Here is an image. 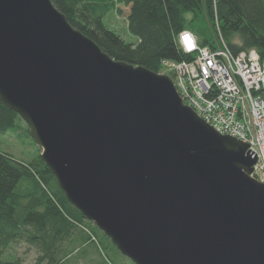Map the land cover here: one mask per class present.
<instances>
[{"label":"water","instance_id":"obj_1","mask_svg":"<svg viewBox=\"0 0 264 264\" xmlns=\"http://www.w3.org/2000/svg\"><path fill=\"white\" fill-rule=\"evenodd\" d=\"M0 100L67 200L134 264H264V183L173 80L112 59L52 0H0Z\"/></svg>","mask_w":264,"mask_h":264},{"label":"trees","instance_id":"obj_2","mask_svg":"<svg viewBox=\"0 0 264 264\" xmlns=\"http://www.w3.org/2000/svg\"><path fill=\"white\" fill-rule=\"evenodd\" d=\"M52 2L74 28L95 41L112 59L159 74L163 73V60L183 62L193 59L178 43L180 33L188 30V15L193 19L204 16L209 22H214V26L217 22L223 39L234 53L256 50L264 61V0ZM122 7L128 8L127 30L135 39L132 43L114 33L104 22L111 11L122 14ZM218 35L215 41L199 39L200 46L215 49L219 44ZM236 38L238 42L234 41ZM7 134H25L35 144L27 123L0 100V136ZM37 148L39 155L30 164L18 162L11 155L0 152V264H24L19 258L12 261L3 259L4 250L20 242L36 249L39 254L36 264H71L89 253L94 256V261L96 253H100L106 262H110L107 264H113L105 250L109 253L112 249L116 254H122L67 200L55 175L43 160L41 149ZM78 229L84 232L82 238ZM75 250L79 251L76 257Z\"/></svg>","mask_w":264,"mask_h":264},{"label":"built area","instance_id":"obj_3","mask_svg":"<svg viewBox=\"0 0 264 264\" xmlns=\"http://www.w3.org/2000/svg\"><path fill=\"white\" fill-rule=\"evenodd\" d=\"M218 28L215 49L185 31L178 43L193 59L162 64L186 105L220 134L249 145L257 157L253 176L264 183V61L256 50L234 53Z\"/></svg>","mask_w":264,"mask_h":264},{"label":"rangeland","instance_id":"obj_4","mask_svg":"<svg viewBox=\"0 0 264 264\" xmlns=\"http://www.w3.org/2000/svg\"><path fill=\"white\" fill-rule=\"evenodd\" d=\"M122 14L116 13L115 11H111L107 17L104 19L106 26L112 30L114 33L122 36L127 42H133L135 39L129 35L128 33V25H127V16H128V8L122 7ZM218 23L209 22L204 16H199L197 19H193V16L188 15L186 17V27L191 32H194L200 39L203 41L205 38L210 41H215L219 28ZM214 32H216L214 36ZM221 32V30H220ZM222 37V36H221ZM218 41H220L218 35ZM234 41L238 42V38L234 39ZM163 73L166 72L165 66L162 64ZM169 70V69H168ZM162 73V72H161ZM168 75L167 73H164ZM0 152L7 153L11 155L18 162L30 164L37 159L39 155V149L33 143L31 138H29L25 134H7L4 136H0ZM98 228V227H97ZM83 230L78 229V235L82 238ZM78 236V237H79ZM88 248H91L88 246ZM93 249V248H92ZM105 254L108 255L113 264H126L130 263L128 258L119 254H116L112 249H109V253L105 250ZM39 257L38 252L32 246L25 243H15L12 244L8 249L3 252V259L7 261H12L16 259H20L24 264H36L37 259ZM71 261V260H70ZM96 264H104L106 262L105 256L100 253H96ZM110 263V262H109ZM71 264H81L77 260L72 261Z\"/></svg>","mask_w":264,"mask_h":264},{"label":"crops","instance_id":"obj_5","mask_svg":"<svg viewBox=\"0 0 264 264\" xmlns=\"http://www.w3.org/2000/svg\"><path fill=\"white\" fill-rule=\"evenodd\" d=\"M194 33V32H193ZM195 34V33H194ZM196 35V34H195ZM197 36V35H196ZM198 37V36H197ZM199 38V37H198ZM83 239H84V237H83ZM79 249V248H78ZM76 252H74V257H76V255L79 253V251L78 250H75ZM80 260L78 261V262H80L81 264H86L87 262L90 264V263H93V264H95V261H94V256L92 255V254H90L89 253V255H85V254H83V255H81L80 256V258H79Z\"/></svg>","mask_w":264,"mask_h":264},{"label":"bare ground","instance_id":"obj_6","mask_svg":"<svg viewBox=\"0 0 264 264\" xmlns=\"http://www.w3.org/2000/svg\"><path fill=\"white\" fill-rule=\"evenodd\" d=\"M185 31L191 32L189 29H188V30H184L183 32H185ZM183 32H182V33H183ZM180 34H181V33H180Z\"/></svg>","mask_w":264,"mask_h":264}]
</instances>
